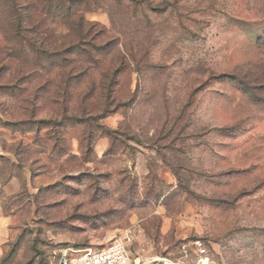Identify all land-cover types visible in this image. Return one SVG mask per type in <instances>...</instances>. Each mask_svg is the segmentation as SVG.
<instances>
[{"label": "rangeland", "instance_id": "obj_1", "mask_svg": "<svg viewBox=\"0 0 264 264\" xmlns=\"http://www.w3.org/2000/svg\"><path fill=\"white\" fill-rule=\"evenodd\" d=\"M9 2L0 264H56L57 248L127 238L132 263L264 264V0H79L72 20L82 17L90 54H70L66 68L52 57L76 40L62 14L18 0V36ZM70 68L88 74L69 110L94 83L91 113L55 102ZM97 124L117 131L109 155Z\"/></svg>", "mask_w": 264, "mask_h": 264}, {"label": "trees", "instance_id": "obj_2", "mask_svg": "<svg viewBox=\"0 0 264 264\" xmlns=\"http://www.w3.org/2000/svg\"><path fill=\"white\" fill-rule=\"evenodd\" d=\"M4 1L11 2V3L9 2V6L12 9V13L14 15L13 27L16 32V35L21 36L22 34L21 30L23 29L22 28L23 16L19 12V7L17 5L18 0H4ZM78 1L79 0H70L68 4L64 0H46V3H47L46 6L48 8V13L52 12V10L56 8L55 10L59 11L58 13L62 14L63 16L62 18L64 19L66 24L69 26L70 30H72L74 35L76 34L75 42L68 43L67 45L65 44L64 47L60 50L61 53L60 52L53 53L52 55L54 59L59 58L60 60L59 65L62 66L63 68H66L69 62L75 61L74 59H70L69 57L70 54H74L80 51H81L80 53H83L84 52L83 50H85L86 52V49L84 47L88 46V44H86L87 35H85L86 30L84 29V25H83L84 21L82 17H77L76 20H72V18L75 17V13L73 12L72 7L76 5ZM59 3L61 4V8L58 5ZM52 4H55V5H52ZM97 51H99V48L97 49ZM87 53L89 56L90 52H86L85 54ZM86 74H88L86 70L81 69L79 71L74 72V69L70 68L69 70H67V73L63 75L64 79L61 81L59 85L56 86V90H55V95L57 96V99L55 100V102L58 104L59 108L61 109V113H91L93 111L92 108L94 107L95 103L90 108L89 106H87V103L89 102V99L91 98V96H93L96 90V85L94 83L89 85L80 94L81 96L79 100V107H78L79 109L77 111L69 110L70 101L72 100V95H73L72 90H75L77 88L74 82L83 78ZM70 119L73 121L74 124H81V125L83 123H86L87 125H89V121L91 120L90 118H85V116L83 117L79 115L72 116V118ZM40 123L50 125V122H40ZM97 128L100 131L101 136L106 137L110 140V146L106 150V153L109 155L111 154L110 150L115 141L111 139V137L115 136L117 131H115L114 129L107 128L106 126L101 125V124L99 125L97 124ZM80 141H81L83 150H85V154L86 155L91 154L92 153L91 143L93 141V132L89 131L87 134L85 132L82 133ZM54 148H56V145L54 146ZM1 262L2 263L5 262V259L3 258Z\"/></svg>", "mask_w": 264, "mask_h": 264}, {"label": "built area", "instance_id": "obj_3", "mask_svg": "<svg viewBox=\"0 0 264 264\" xmlns=\"http://www.w3.org/2000/svg\"><path fill=\"white\" fill-rule=\"evenodd\" d=\"M130 239L111 243L102 250H75L57 248L53 251L56 264H177L167 257L154 258L149 262H137L129 257ZM200 246V245H199ZM202 250V249H200ZM204 251H201L203 253Z\"/></svg>", "mask_w": 264, "mask_h": 264}, {"label": "bare ground", "instance_id": "obj_4", "mask_svg": "<svg viewBox=\"0 0 264 264\" xmlns=\"http://www.w3.org/2000/svg\"><path fill=\"white\" fill-rule=\"evenodd\" d=\"M202 264H208V260L207 259H203L202 260Z\"/></svg>", "mask_w": 264, "mask_h": 264}]
</instances>
